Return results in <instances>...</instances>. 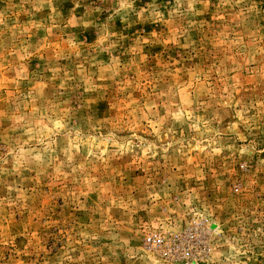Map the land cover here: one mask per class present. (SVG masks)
Listing matches in <instances>:
<instances>
[{
	"label": "rangeland",
	"instance_id": "1",
	"mask_svg": "<svg viewBox=\"0 0 264 264\" xmlns=\"http://www.w3.org/2000/svg\"><path fill=\"white\" fill-rule=\"evenodd\" d=\"M0 264H264V0H0Z\"/></svg>",
	"mask_w": 264,
	"mask_h": 264
},
{
	"label": "built area",
	"instance_id": "2",
	"mask_svg": "<svg viewBox=\"0 0 264 264\" xmlns=\"http://www.w3.org/2000/svg\"><path fill=\"white\" fill-rule=\"evenodd\" d=\"M148 242L152 243L153 245L160 243V238H148Z\"/></svg>",
	"mask_w": 264,
	"mask_h": 264
}]
</instances>
